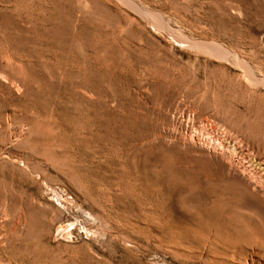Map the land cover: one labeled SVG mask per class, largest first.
Wrapping results in <instances>:
<instances>
[{
	"label": "rangeland",
	"instance_id": "obj_1",
	"mask_svg": "<svg viewBox=\"0 0 264 264\" xmlns=\"http://www.w3.org/2000/svg\"><path fill=\"white\" fill-rule=\"evenodd\" d=\"M186 132L264 178V0H0L12 264H264L263 219Z\"/></svg>",
	"mask_w": 264,
	"mask_h": 264
},
{
	"label": "bare ground",
	"instance_id": "obj_2",
	"mask_svg": "<svg viewBox=\"0 0 264 264\" xmlns=\"http://www.w3.org/2000/svg\"><path fill=\"white\" fill-rule=\"evenodd\" d=\"M198 43L206 49H217L219 47L215 43H209L205 41H201ZM181 131L183 132V130ZM194 133H184L183 135H181V137H179L180 142L184 143V145L190 144L211 154V156L220 164L222 170V181L238 187L241 193L245 195V200L244 202L242 201V208H238L239 214L242 216H246L249 215V211H252L258 214L259 217L264 221V178L262 179L263 174L261 175L259 169L254 167L255 164L253 166V163L247 160V158L249 159V156H245L244 154L246 153H241L240 146L237 145L239 142L237 141L238 143L233 142V144H231L232 141L228 137L221 139L217 136H198L199 134L196 135ZM20 136L21 131L14 135L12 141L17 140L18 138H20ZM240 140L242 139H239V141ZM242 142L244 141H241V144ZM3 149L2 153H8L12 157H14V154H12L10 150L6 151L7 149ZM252 216L254 215L252 214ZM248 218L251 222L255 221V217L253 218L248 216ZM0 219V264H12L11 262L13 259H6L3 254V250H5V248L8 249V246H10L12 242H14V235L19 230H21L19 229V226H21L20 224L22 223V213H11L7 207H3L0 208ZM13 264L15 263L13 262Z\"/></svg>",
	"mask_w": 264,
	"mask_h": 264
}]
</instances>
